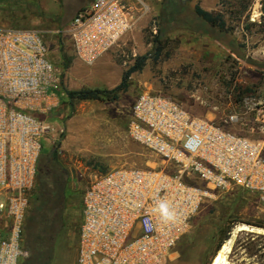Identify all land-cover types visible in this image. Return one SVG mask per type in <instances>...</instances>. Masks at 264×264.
I'll return each mask as SVG.
<instances>
[{
    "label": "rangeland",
    "instance_id": "rangeland-1",
    "mask_svg": "<svg viewBox=\"0 0 264 264\" xmlns=\"http://www.w3.org/2000/svg\"><path fill=\"white\" fill-rule=\"evenodd\" d=\"M92 1L0 0V22L40 31L61 78L59 106L50 115L55 132L43 139L42 175L29 208L34 213L33 248L24 247L21 264H77L83 199L94 177L119 167H161V159L128 134L139 94L170 96L194 115L219 125L237 112L240 121L225 127L264 141L255 112H248L250 105H264V0H136L132 30L88 65L75 57L66 30ZM197 5L222 14L228 31L198 18ZM164 12L175 16L165 19ZM159 29L165 47L160 60L150 59L143 71L134 73L117 101L64 102L66 89L118 86L135 58L152 52ZM38 183L46 190L43 202ZM241 225L247 229L237 231ZM258 225L264 226V205L256 194L237 188L221 193L193 219L166 264H211L220 250L221 234L229 228L233 243L228 264H264L236 245L240 238L247 241L248 234L255 236V243L264 244V232L258 231L264 228Z\"/></svg>",
    "mask_w": 264,
    "mask_h": 264
},
{
    "label": "built area",
    "instance_id": "built-area-1",
    "mask_svg": "<svg viewBox=\"0 0 264 264\" xmlns=\"http://www.w3.org/2000/svg\"><path fill=\"white\" fill-rule=\"evenodd\" d=\"M136 0H93L67 27L75 57L92 65L136 23ZM60 73L42 33L0 24V264H20L43 139L60 102ZM249 104V103H248ZM264 132V105L249 106ZM240 121L231 113L225 125ZM191 113L176 99L139 94L130 138L161 167L113 168L86 188L77 264H166L204 205L242 189L264 205V141Z\"/></svg>",
    "mask_w": 264,
    "mask_h": 264
},
{
    "label": "trees",
    "instance_id": "trees-1",
    "mask_svg": "<svg viewBox=\"0 0 264 264\" xmlns=\"http://www.w3.org/2000/svg\"><path fill=\"white\" fill-rule=\"evenodd\" d=\"M178 11L177 9L174 10V14H176ZM163 14V13H162ZM173 14V13H172ZM169 12H164V18L170 20V18H174L175 15L172 16ZM195 14L198 18H200L203 22L208 24L210 27L218 29L221 32L228 31L227 28V22L225 20V17L220 13H214L205 10L200 5H197L195 8ZM162 33V30L159 29L158 33L154 36V47L152 49V52L137 56L135 58L134 64L124 73L122 82L116 86L113 89L109 88H83L80 90H64L62 94H64L63 99L64 102L68 103L69 105H73L75 101H89V100H98V101H110L115 102L119 99L120 94L126 92L130 85V78L134 73L141 72L147 65L148 60L152 59L154 62H158L163 54L164 51V45L163 41L160 39V35ZM60 93V91H58ZM42 175V169L39 166V173H38V179ZM38 182V181H37ZM39 186L36 189L38 191V195L40 198V201L43 202L46 198V190L44 189V186L40 183H38ZM36 191V192H37ZM33 205V204H32ZM39 206H36V209H39ZM33 211L31 209L28 210L26 222L24 226V236H26V239L24 241L23 239V246L25 248H33V244L30 240V227H31V221L34 219ZM259 228H264L263 225H258ZM230 228L223 230V234H221V240L218 245V250L221 248V246L225 243V241L229 238ZM248 236H251L247 238V241H243L241 238L238 239L236 245L237 247H241L242 249L246 250L249 255L251 256H258L264 263V244H261L258 242L255 243V236L253 234H248ZM39 255V258L42 257ZM26 262H28L26 260ZM21 264V263H20Z\"/></svg>",
    "mask_w": 264,
    "mask_h": 264
},
{
    "label": "bare ground",
    "instance_id": "bare-ground-1",
    "mask_svg": "<svg viewBox=\"0 0 264 264\" xmlns=\"http://www.w3.org/2000/svg\"><path fill=\"white\" fill-rule=\"evenodd\" d=\"M246 229H247V226L241 225V226H238L237 231H244ZM232 243H233V239L227 240V242L224 245H222L218 253L214 256L211 264H228L229 263L228 254L231 251Z\"/></svg>",
    "mask_w": 264,
    "mask_h": 264
},
{
    "label": "water",
    "instance_id": "water-1",
    "mask_svg": "<svg viewBox=\"0 0 264 264\" xmlns=\"http://www.w3.org/2000/svg\"><path fill=\"white\" fill-rule=\"evenodd\" d=\"M251 229H254V228H251ZM255 231V230H254ZM254 231H251V232H254ZM258 231H264V230H258Z\"/></svg>",
    "mask_w": 264,
    "mask_h": 264
},
{
    "label": "crops",
    "instance_id": "crops-1",
    "mask_svg": "<svg viewBox=\"0 0 264 264\" xmlns=\"http://www.w3.org/2000/svg\"><path fill=\"white\" fill-rule=\"evenodd\" d=\"M0 24L5 25L3 22H0ZM5 26H7V25H5Z\"/></svg>",
    "mask_w": 264,
    "mask_h": 264
}]
</instances>
